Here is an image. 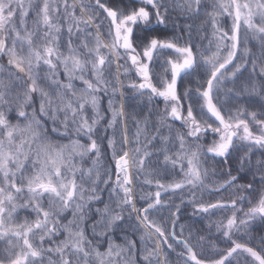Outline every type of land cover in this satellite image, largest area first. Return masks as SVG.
Listing matches in <instances>:
<instances>
[{
  "label": "snow or ice",
  "instance_id": "6c2138e0",
  "mask_svg": "<svg viewBox=\"0 0 264 264\" xmlns=\"http://www.w3.org/2000/svg\"><path fill=\"white\" fill-rule=\"evenodd\" d=\"M0 264H264V0H0Z\"/></svg>",
  "mask_w": 264,
  "mask_h": 264
},
{
  "label": "trees",
  "instance_id": "16d2710c",
  "mask_svg": "<svg viewBox=\"0 0 264 264\" xmlns=\"http://www.w3.org/2000/svg\"><path fill=\"white\" fill-rule=\"evenodd\" d=\"M201 19H203V17L201 18ZM224 23H227V21H223ZM205 32H206V34L207 35H209L210 36V24L206 27V29H205ZM207 41L205 40V43H206ZM122 79H123V77H122ZM161 107H163V105L161 104ZM231 163V162H230ZM233 174H235V173H233ZM141 179H143V178H141ZM155 190V188H154V186H152V187H149V186H145V191H154ZM227 195V194H226ZM162 198H164V197H162ZM173 199L175 200V202L177 203V204H179L180 203V201L178 200V199H176L175 197H173ZM139 206V205H138ZM247 207V205H245V208ZM191 211H192V209H191V207L189 206L188 208H186V209H184V212H183V214L181 215V218H180V220H179V222H178V225H177V233L179 234V225H181V224H183V225H185L186 227H185V231H184V235H185V237H187V235H188V233H189V231H190V229L187 227L189 224H191V223H193V220L192 219H190V216H191ZM238 215H240V214H238ZM221 217L219 216V215H216V216H213V217H211V219L212 220H219ZM156 219L157 220H160L161 219V217L160 216H156ZM197 224H199L200 222H199V219H196V221H195ZM208 221H205V223H207ZM213 232H215V229L213 228ZM204 233H201V235H203ZM214 237H209V239H213ZM237 239H242V237H240V236H238V237H236ZM171 242V241H170ZM216 243H217V245L219 246V247H221V248H223V247H225V245L224 244H221L219 241H216ZM252 244H253V246H255V242L253 241L252 242ZM181 249L180 248H177L176 249V251H180ZM199 251V250H198ZM169 258L171 259V260H173V261H175L177 258H176V256H175V254L174 253H171L170 254V256H169Z\"/></svg>",
  "mask_w": 264,
  "mask_h": 264
}]
</instances>
